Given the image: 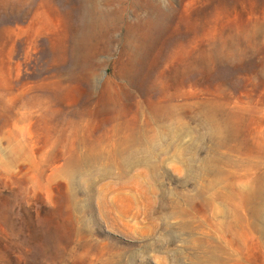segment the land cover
<instances>
[{
    "label": "rangeland",
    "instance_id": "obj_1",
    "mask_svg": "<svg viewBox=\"0 0 264 264\" xmlns=\"http://www.w3.org/2000/svg\"><path fill=\"white\" fill-rule=\"evenodd\" d=\"M263 175L264 0H0V264H264Z\"/></svg>",
    "mask_w": 264,
    "mask_h": 264
},
{
    "label": "bare ground",
    "instance_id": "obj_2",
    "mask_svg": "<svg viewBox=\"0 0 264 264\" xmlns=\"http://www.w3.org/2000/svg\"><path fill=\"white\" fill-rule=\"evenodd\" d=\"M17 5V4H16ZM249 197L253 200H256L257 204H253L252 209L256 210V214L261 211V205L264 201V175L261 176L258 182L255 183L249 190H248ZM261 202V203H260Z\"/></svg>",
    "mask_w": 264,
    "mask_h": 264
}]
</instances>
